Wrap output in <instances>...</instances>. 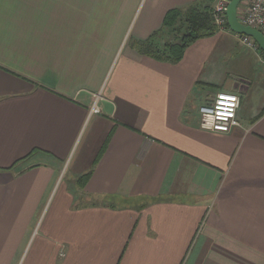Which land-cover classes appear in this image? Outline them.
<instances>
[{
  "label": "crops",
  "instance_id": "crops-1",
  "mask_svg": "<svg viewBox=\"0 0 264 264\" xmlns=\"http://www.w3.org/2000/svg\"><path fill=\"white\" fill-rule=\"evenodd\" d=\"M215 2L0 0V264H264V54L136 45ZM224 91L240 126L200 129Z\"/></svg>",
  "mask_w": 264,
  "mask_h": 264
},
{
  "label": "trees",
  "instance_id": "trees-1",
  "mask_svg": "<svg viewBox=\"0 0 264 264\" xmlns=\"http://www.w3.org/2000/svg\"><path fill=\"white\" fill-rule=\"evenodd\" d=\"M196 3L184 10L174 9L168 11L164 16L161 30L146 42L136 44L140 53L157 60L176 63L180 61L185 49L191 43L214 34L217 27L213 21L212 11L208 8L200 9ZM225 28L228 29V26L226 25ZM179 31H181V34L176 36ZM166 34H171L173 40H162ZM89 175L90 173H87L79 179L78 185L81 188Z\"/></svg>",
  "mask_w": 264,
  "mask_h": 264
},
{
  "label": "built area",
  "instance_id": "built-area-1",
  "mask_svg": "<svg viewBox=\"0 0 264 264\" xmlns=\"http://www.w3.org/2000/svg\"><path fill=\"white\" fill-rule=\"evenodd\" d=\"M230 2L231 0H216L213 6L212 14H213L214 24L217 28L223 29L227 25L226 11ZM240 4L242 5L243 9L240 11L237 9V18L239 23L259 31L264 36V0H243ZM240 42L246 47L257 49L256 42L250 37L241 35ZM220 96L234 98V102L237 105V107L234 109V115L231 116L228 121H219V120L215 121L214 126L212 128L203 127L202 125L206 123V120L204 113L201 112V109L210 110L214 115L216 110L217 100L219 99ZM97 100H98V96H94V102L91 109L92 113L99 112V109L97 108ZM239 106H240V98L236 94L229 92L217 93L214 99L210 103L202 105L198 108L200 129L204 131L220 133V134L229 133L232 129L240 126L237 118V110ZM215 125H221L222 127L218 128ZM223 128H226L227 130L225 131L223 130Z\"/></svg>",
  "mask_w": 264,
  "mask_h": 264
},
{
  "label": "water",
  "instance_id": "water-1",
  "mask_svg": "<svg viewBox=\"0 0 264 264\" xmlns=\"http://www.w3.org/2000/svg\"><path fill=\"white\" fill-rule=\"evenodd\" d=\"M242 1L243 0H231L229 3L226 11L228 29L235 34L252 38L256 42L259 50L264 54V36L259 31L244 26L238 21L237 9Z\"/></svg>",
  "mask_w": 264,
  "mask_h": 264
},
{
  "label": "clouds",
  "instance_id": "clouds-1",
  "mask_svg": "<svg viewBox=\"0 0 264 264\" xmlns=\"http://www.w3.org/2000/svg\"><path fill=\"white\" fill-rule=\"evenodd\" d=\"M237 107L236 103L234 102V98H229L226 96H220L217 100L215 114L213 115L210 110L201 109V112L204 113L206 123L202 125L206 128H212L214 126V122L219 121H228L231 116L234 115V109ZM216 127L220 128L221 125H215ZM223 130H227L223 128Z\"/></svg>",
  "mask_w": 264,
  "mask_h": 264
},
{
  "label": "rangeland",
  "instance_id": "rangeland-1",
  "mask_svg": "<svg viewBox=\"0 0 264 264\" xmlns=\"http://www.w3.org/2000/svg\"><path fill=\"white\" fill-rule=\"evenodd\" d=\"M243 8H242V5L241 4H239V6H238V10L240 11V10H242ZM182 31V30H181ZM181 31H179L177 34H176V36H178L179 34H181ZM184 31V30H183ZM229 32H231L230 30H229ZM241 51L242 52H244V53H250L251 52V50H248L247 48H241ZM251 67H253V71L256 73V82L255 83H257V81H258V79H259V75H260V72H262V71H264V65L262 64V63H251ZM224 92H227L228 93V91H224Z\"/></svg>",
  "mask_w": 264,
  "mask_h": 264
}]
</instances>
